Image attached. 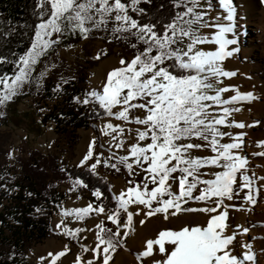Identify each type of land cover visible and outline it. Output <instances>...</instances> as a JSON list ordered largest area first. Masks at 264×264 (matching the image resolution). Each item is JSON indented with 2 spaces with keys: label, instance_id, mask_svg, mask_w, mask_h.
<instances>
[{
  "label": "snow or ice",
  "instance_id": "obj_1",
  "mask_svg": "<svg viewBox=\"0 0 264 264\" xmlns=\"http://www.w3.org/2000/svg\"><path fill=\"white\" fill-rule=\"evenodd\" d=\"M139 3L140 0H128L127 4L122 0H36L34 15L39 22L29 46L22 54L12 53L14 60L0 57V65H13L11 74L0 73V107L25 95L26 86L39 90L49 66L45 63L41 71L36 69L63 38L79 33L83 39L93 31H103L108 34V42H125L135 49V54L127 60L121 58L119 66L107 72L99 91L88 92L83 101L74 98L84 104L95 102L105 116L140 126L127 155L119 156L116 163H111L112 156L103 160L105 168L117 172V165H123L130 177L126 189L112 196L115 207L107 210V220L117 227L113 230L97 224L95 246H82L92 258L77 256L74 264H109L110 251L117 247L114 237L126 226L118 224L121 210L127 213V222L134 214H141V206L146 209L144 216L163 214L168 220L189 201L203 206L184 210L202 213L203 219L185 222L176 230H160L155 238L146 240L137 260L148 258V264H258L253 246L258 237H249V228L231 224L228 216L229 209L244 208L235 203L240 190H248L243 199L254 206L258 200L253 193L258 194L264 187V174H250L249 164L252 156L264 157V140L252 142L253 149L245 152L247 134L224 130H242L259 123L231 119L241 111L236 105L254 98L251 92H241L234 84L224 83L238 74L225 64L239 51L235 47L240 33L236 29L234 0H172L174 12L167 23L145 24L129 15L128 9L137 15L143 12L137 7ZM259 3L264 5V0ZM14 27L4 33L5 38ZM133 110H138L139 115ZM104 127L115 133L113 141L124 131L119 124L106 123ZM225 138L228 142H224ZM122 145L121 140L115 147ZM108 147L113 145L109 143ZM89 160L93 162L86 166L96 175L101 159L93 156L91 143L78 167ZM92 195L99 200L102 193L93 191ZM129 205L135 206V212L129 211ZM105 209L101 201L95 207L89 204L65 215L75 212L82 217L89 212L105 213ZM253 227L264 228V222ZM75 231L70 230L73 235ZM259 239L264 241V237ZM260 250L264 253V247ZM64 254L61 251L48 256L55 264Z\"/></svg>",
  "mask_w": 264,
  "mask_h": 264
},
{
  "label": "rangeland",
  "instance_id": "obj_2",
  "mask_svg": "<svg viewBox=\"0 0 264 264\" xmlns=\"http://www.w3.org/2000/svg\"><path fill=\"white\" fill-rule=\"evenodd\" d=\"M109 27H111V25ZM240 27H244L246 30L248 28L246 25H236V29ZM246 33L247 31L244 32V34ZM77 34L78 38L73 44L69 46L61 45L49 56L42 58L36 71H41L45 63L48 64L49 70L44 73L41 84L54 73L57 75L70 73L73 72L74 67L79 63L87 64V61H97V64L91 68L93 74L90 76L89 81L90 86L97 88L99 91L106 78L107 72L111 71L114 67H118V62L121 58L127 60L134 55L131 50L119 40L113 39L111 42H108L109 37L106 32L93 31L88 34L87 38L83 39L80 37L79 33ZM97 56L99 58H97ZM225 64L228 67L227 62H225ZM52 65H55V67H52ZM229 81L230 80H226L224 83L229 84ZM250 87L249 85L244 86L243 90L250 92ZM36 90L35 86L31 88L26 86L24 90L26 93L25 95H21L15 98L14 102L0 107V163L8 167L16 168L19 161L26 159L33 149L43 154L57 151L55 147V124L52 121L45 120L44 116L48 113L49 107L58 102V98L54 97L51 100L43 101L36 95ZM76 98L79 101H83L84 99L80 96ZM259 100L261 101L262 99ZM78 103L83 104L82 102ZM236 107H240L241 111L234 113L231 119L243 121L246 124L259 121L255 127L251 128L246 127L242 130L235 128L224 129L225 131H232L233 133L244 131L247 134L245 137V152H248L253 149L252 142L262 140L259 131H264V109L254 107L250 105L248 101L236 105ZM133 111L139 115L138 110ZM106 123H111L113 125L119 124L124 129L123 133L117 137L116 141L112 139L115 133L112 132L111 129H105L104 125ZM137 127L140 126L134 124L130 125L124 121H117L112 117L103 118L97 123L100 144L97 143L96 133L92 129H79L78 133L80 139L75 149V156L69 160V164L79 165V162L87 155L89 144L91 143L93 156L99 155L101 159V163L97 165V169L95 170L96 174L109 179L112 182V194L118 196L119 193L124 191L128 186L127 181L130 177L126 169H124L123 172H117L115 169L105 168L103 160L109 157V151L117 156L127 155L129 146L135 142V130ZM129 129H131V131H129ZM104 132L108 134L104 135ZM121 140L123 141V145L121 148L117 149L115 144ZM224 142H228L227 138H225ZM109 143L113 145L112 148L108 147ZM140 143L143 144L144 142ZM262 158L263 157L258 156H252L250 158V174L253 171L256 172L257 175L264 174V159ZM92 162V160L85 161V165L81 166L87 167L86 165ZM136 179L139 180V177H136ZM257 186L259 187V183ZM60 188L66 193L67 197L62 202L61 207L53 214L52 227L54 233L52 236L46 238L43 243L35 245L29 252L28 259L30 264H52L51 257H49L48 254L52 253L54 255L61 251L65 254L58 257L55 264H74L77 256H80L82 259L92 258V254L90 252H84L82 246L87 248L95 246L97 242L95 233L98 231L96 225L102 224V226H104L109 224L110 228L113 230L117 227L107 220L108 211L106 209L105 213H87L86 215H90L87 219L74 215L73 213L75 212H72L70 215H65L69 210L84 208L89 204H93V207H95L98 204L97 197L92 195V191L86 190L77 183L72 184L70 181L61 184ZM247 191V189L240 190V196L235 198V203L244 205L243 210H228L229 222L233 225L239 224L242 227H248L249 237L252 235L259 238L264 237L260 227H253V225L264 222V187L260 188L258 194L253 193L257 196L258 200V203L254 206L249 205L247 201L243 199ZM201 206L203 205L195 201L181 204V210L177 212V215L175 217L169 216L168 220L163 218V214H156L150 217L144 216L143 212L146 211V209L141 206V214H134L131 222H127V213L121 210L118 224L126 226L120 228V235L127 231L128 237L126 238V245L123 249L110 251L109 264H148V258L137 260V255L144 249L146 240L155 238L160 230H176L185 222L203 219L204 214L202 213L187 212L184 210ZM173 210L174 209H170V211ZM129 211L135 212V206L129 205ZM141 220L145 223L141 224ZM151 223L152 226L156 225L158 230L156 231L157 233L155 232L153 235L148 232V227L151 226ZM58 224L61 225V227L57 228L56 226ZM70 230H76L75 235H73ZM79 233L80 235H78ZM141 234L144 235V245H142V247L139 245L141 243V237L143 236H140ZM69 235H73V238L68 239ZM247 238L248 237H241V239ZM257 243V240L254 241L253 246L259 264V253H261V250L258 248ZM261 243H264V241ZM239 251L240 250L237 249V252ZM41 257H44V259L41 260ZM120 257H122V259Z\"/></svg>",
  "mask_w": 264,
  "mask_h": 264
},
{
  "label": "trees",
  "instance_id": "obj_3",
  "mask_svg": "<svg viewBox=\"0 0 264 264\" xmlns=\"http://www.w3.org/2000/svg\"><path fill=\"white\" fill-rule=\"evenodd\" d=\"M122 2L127 4L128 0ZM35 4L36 0H0V57L14 60L16 57L12 53L22 54L29 46L34 26L39 22L34 15ZM137 7L143 9L139 15L131 9L128 11L140 24L156 21L167 23L174 12L172 0H140ZM13 26L14 29L5 38L4 33H8ZM77 38L78 34L63 38L54 51L61 45L73 44ZM120 42L135 54V49ZM54 51H50L49 55ZM86 63H79L70 73H54L36 90V95L43 101L58 98V102L49 107L44 116L45 120L55 124L57 151L43 154L33 149L26 159L19 161L16 168L0 163V264H30L29 252L35 245L53 235V214L67 197L60 188L65 182L74 184L79 179V185L86 190L102 193L97 199L98 204L103 201L106 210L115 207L112 182L109 179L93 175L92 170L87 167L69 164V160L75 156L80 139L79 129H92L100 144L97 123L108 117L95 102L80 104L74 100L78 96L84 98L90 91H98L90 86L89 81L93 74L91 68L97 61ZM12 68V64L0 65V73L11 74ZM57 85L60 87L55 90ZM108 156L113 157L111 163H116L119 157L111 151ZM117 166L120 168L119 172L125 169L123 165ZM89 216L84 214L80 218L87 219ZM103 227L110 228L109 224ZM124 233L114 237L116 249L125 247L128 232L126 231V235ZM71 238L73 235H69L68 239Z\"/></svg>",
  "mask_w": 264,
  "mask_h": 264
},
{
  "label": "bare ground",
  "instance_id": "obj_4",
  "mask_svg": "<svg viewBox=\"0 0 264 264\" xmlns=\"http://www.w3.org/2000/svg\"><path fill=\"white\" fill-rule=\"evenodd\" d=\"M234 3L237 8L236 25H246L248 28L247 30L244 27L237 29L240 35L237 37L238 43L235 47L239 51L231 59L226 60L228 68L238 73L229 81V84H234L241 92L247 91L243 90L244 86H251L250 92L254 98L249 99L248 103L264 109V5L260 4L259 0H234ZM245 31H247L246 34H244ZM259 132L261 139L264 140V131ZM148 230L152 235L158 231L157 226H152V223ZM261 233L264 235V228H261ZM257 242L258 248L264 247L259 237ZM139 245L140 247L144 245V235ZM259 255V264H264V253H259Z\"/></svg>",
  "mask_w": 264,
  "mask_h": 264
},
{
  "label": "crops",
  "instance_id": "obj_5",
  "mask_svg": "<svg viewBox=\"0 0 264 264\" xmlns=\"http://www.w3.org/2000/svg\"><path fill=\"white\" fill-rule=\"evenodd\" d=\"M76 165H78V164H76Z\"/></svg>",
  "mask_w": 264,
  "mask_h": 264
}]
</instances>
